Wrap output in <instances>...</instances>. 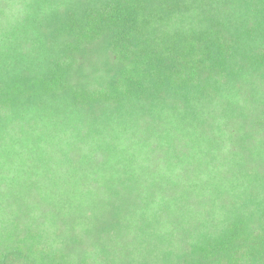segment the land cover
Here are the masks:
<instances>
[{
  "label": "trees",
  "instance_id": "1",
  "mask_svg": "<svg viewBox=\"0 0 264 264\" xmlns=\"http://www.w3.org/2000/svg\"><path fill=\"white\" fill-rule=\"evenodd\" d=\"M262 136L264 0H0V264H264Z\"/></svg>",
  "mask_w": 264,
  "mask_h": 264
},
{
  "label": "rangeland",
  "instance_id": "2",
  "mask_svg": "<svg viewBox=\"0 0 264 264\" xmlns=\"http://www.w3.org/2000/svg\"><path fill=\"white\" fill-rule=\"evenodd\" d=\"M254 114H257V112H254ZM160 122V126L162 127L163 125H165V121H163L161 123ZM184 125L180 124L179 126V132L181 131V129H188V132H191L193 130V116H189L187 118V120L185 122H183ZM28 124H33V122H28ZM38 134V133H37ZM42 137H46L47 134L42 131V134H38ZM257 137V136H256ZM264 137V136H262ZM258 138V137H257ZM257 140V139H256ZM179 144H177V146L175 147L174 150H172L173 152L170 153V156L169 158H173L175 157V159H178L179 156L181 155H185L187 154L188 152H180V150H178V145H184L186 148H187V144L186 143H180V142H177ZM43 144V142H35V141H30V140H27V142L25 143V145H28V148L30 150H35L36 146H38ZM22 147L23 149V144H22V141H19L17 142L16 144V147L15 149L9 151L13 154H21V152H17L20 148ZM27 148V150H28ZM235 148L236 150L233 151V152H240V148H237L236 145H235ZM182 150H185L183 148H181ZM50 152H53V148L50 149ZM56 152H57V149H56ZM242 152V151H241ZM245 152V151H243ZM163 152H160L159 155H161ZM108 154H111L110 152H103V156L104 158H106V156H108ZM23 156L27 159V155L26 153H23ZM228 156L229 154H227L224 159V166H221L220 167V171L222 174H227V175H231L232 172L235 170V168L231 165L233 160L232 159H228ZM17 157H15L14 155L11 156V163L13 165V167H16L17 166V161L18 160H15ZM44 162L46 163H49L48 160L45 161V158H43ZM242 165V164H241ZM185 168L184 170H182L181 172H178L180 173V175H176V174H173L171 176V178L169 180H165L166 178L163 177L164 181H166L165 183H160V182H157V183H152V182H147V184L145 183V181L143 180H148L149 177L151 176L152 179L154 178V174L155 176L158 175L157 174V171L156 170H159L160 168V165L152 168V170H155L156 172L153 173V172H150V173H147L144 177L142 178H139L137 180V182H129V183H121V182H117V181H109V180H105L102 185L104 186V188L106 187L108 190H110L108 193L110 194L109 195V198L110 200L108 201V205L106 207V209L103 211V213L101 214V218L103 219H107V221H111V222H121L122 220L126 219V218H132V219H135L133 214H132V211L130 210L132 208V201H131V194H123L121 195H118V192L117 190H121L123 189L125 192H127V188L130 189L131 191L134 190L136 187H139V186H145L147 188H153V187H163L166 191V193H170V194H176L177 193V190H181L184 188V186L187 185V181H188V177H190L191 175V171H188L191 167V164L190 163H185L184 164ZM148 172V171H147ZM153 173V174H151ZM151 174V175H150ZM150 175V176H149ZM163 175V174H162ZM160 177V176H159ZM161 178V177H160ZM163 181V182H164ZM195 183V182H194ZM208 182L206 181H203V180H200L199 182H196V186L198 185H207ZM165 185V186H164ZM190 185V184H188ZM193 187V180L191 181V185ZM129 191V192H131ZM179 194V192H178ZM172 197V196H171ZM205 198H203L204 200ZM121 205L124 209V212L121 213ZM127 212V213H126ZM126 213V215L124 216V214ZM181 218H179L178 216L176 217L174 214H170L169 216H167V220L169 222H173L174 223H177L180 221ZM141 220H138V222H140ZM173 223V224H174ZM173 224H169L171 227ZM153 225L152 222H150L149 226L148 227H151ZM165 227H162L161 225H159V231L161 232H165V233H168L164 230Z\"/></svg>",
  "mask_w": 264,
  "mask_h": 264
}]
</instances>
